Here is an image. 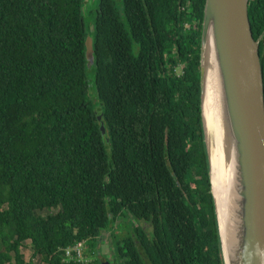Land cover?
<instances>
[{
  "label": "trees",
  "instance_id": "1",
  "mask_svg": "<svg viewBox=\"0 0 264 264\" xmlns=\"http://www.w3.org/2000/svg\"><path fill=\"white\" fill-rule=\"evenodd\" d=\"M203 2L0 0V264H25V243L27 264H80L62 254L77 242L99 264L106 232L115 264H222L199 115ZM247 20L264 101V0H248ZM126 215L148 230L125 229Z\"/></svg>",
  "mask_w": 264,
  "mask_h": 264
},
{
  "label": "water",
  "instance_id": "2",
  "mask_svg": "<svg viewBox=\"0 0 264 264\" xmlns=\"http://www.w3.org/2000/svg\"><path fill=\"white\" fill-rule=\"evenodd\" d=\"M95 0H83L93 7ZM88 3L87 5H85ZM248 0H204L198 70L199 115L222 264H264V101L258 45L247 20ZM92 28L89 27V32ZM86 67L92 64L91 39H84ZM212 56L222 127L233 163L232 215L227 247L221 239L211 190L209 145L203 118V88L208 55ZM99 121V117L96 119ZM208 125L207 131L213 127ZM99 132L104 134L102 124ZM213 143V142H212Z\"/></svg>",
  "mask_w": 264,
  "mask_h": 264
},
{
  "label": "bare ground",
  "instance_id": "3",
  "mask_svg": "<svg viewBox=\"0 0 264 264\" xmlns=\"http://www.w3.org/2000/svg\"><path fill=\"white\" fill-rule=\"evenodd\" d=\"M203 118L206 136L210 134L209 145L211 190L216 202L219 228L224 247H227L229 217L232 215L233 199V163L230 146L227 143L222 127V116L219 106L217 84L212 67V56L208 55L207 71L203 88ZM213 130L207 131L208 125ZM213 142V143H212Z\"/></svg>",
  "mask_w": 264,
  "mask_h": 264
},
{
  "label": "rangeland",
  "instance_id": "4",
  "mask_svg": "<svg viewBox=\"0 0 264 264\" xmlns=\"http://www.w3.org/2000/svg\"><path fill=\"white\" fill-rule=\"evenodd\" d=\"M88 3H86L85 5H87ZM87 6H90V4H88ZM86 6V7H87ZM175 73L177 74V75H179V73H180V69L179 68H177L176 69V71H175ZM89 97L92 99L93 98V96L91 95V92H89ZM127 221H130V219L129 220H124V222L126 223ZM99 240H100V245H99V249H98V260L100 261V263H106V264H115L114 262H113V255H112V253H113V251H112V249L110 248L111 247V245H110V242H109V235H108V233L106 232V233H102L101 235H100V238H99ZM28 243H25V245H24V247L21 249V254H22V256H23V259H24V262H25V264H27V262H28V260H29V258H30V251H29V249H28V245H27ZM89 259L91 260V259H94V258H88V259H86L87 260V262L89 261ZM31 264H42V263H39L36 259L35 260H32L31 261Z\"/></svg>",
  "mask_w": 264,
  "mask_h": 264
},
{
  "label": "built area",
  "instance_id": "5",
  "mask_svg": "<svg viewBox=\"0 0 264 264\" xmlns=\"http://www.w3.org/2000/svg\"><path fill=\"white\" fill-rule=\"evenodd\" d=\"M86 250L87 249L82 243L77 242L63 251L62 254L64 261L66 262L71 261L80 264H89L90 259L88 262L86 260L88 259V257H86V252H87Z\"/></svg>",
  "mask_w": 264,
  "mask_h": 264
},
{
  "label": "flooded vegetation",
  "instance_id": "6",
  "mask_svg": "<svg viewBox=\"0 0 264 264\" xmlns=\"http://www.w3.org/2000/svg\"><path fill=\"white\" fill-rule=\"evenodd\" d=\"M129 220L130 219V221H127L126 223L124 222V220ZM123 221H121V226H124L125 227V229H126V227L128 226V225H130L131 227H140V229L141 230H144V231H147L148 230V228H147V226L145 225V224H142V223H137V222H135L131 217H129L128 215H126V218L124 219ZM125 231H127V230H125ZM123 234H124V231H123ZM99 245H100V240H99V244L97 245V254L95 255V259L96 260H98V247H99ZM99 261V260H98ZM99 264H106V263H100V261H99ZM144 264H147L146 262L144 263Z\"/></svg>",
  "mask_w": 264,
  "mask_h": 264
}]
</instances>
